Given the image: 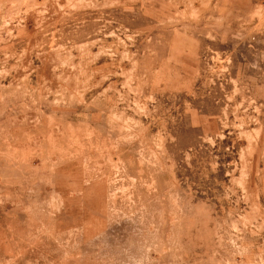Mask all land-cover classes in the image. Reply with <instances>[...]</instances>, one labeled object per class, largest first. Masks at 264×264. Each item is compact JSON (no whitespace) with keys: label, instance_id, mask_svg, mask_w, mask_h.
Returning a JSON list of instances; mask_svg holds the SVG:
<instances>
[{"label":"rangeland","instance_id":"1","mask_svg":"<svg viewBox=\"0 0 264 264\" xmlns=\"http://www.w3.org/2000/svg\"><path fill=\"white\" fill-rule=\"evenodd\" d=\"M0 264H264V0H0Z\"/></svg>","mask_w":264,"mask_h":264}]
</instances>
